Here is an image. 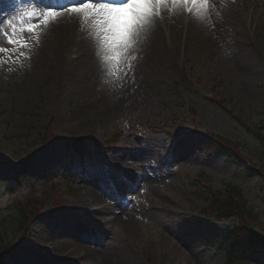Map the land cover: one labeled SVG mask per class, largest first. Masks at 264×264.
<instances>
[{
	"label": "rangeland",
	"instance_id": "obj_1",
	"mask_svg": "<svg viewBox=\"0 0 264 264\" xmlns=\"http://www.w3.org/2000/svg\"><path fill=\"white\" fill-rule=\"evenodd\" d=\"M30 2L13 0L12 6L0 8V33L8 29L13 38L23 39L25 23L15 21L13 35L7 20L18 17ZM257 7L241 18L242 23L239 19L238 31L225 25L214 44L203 50L187 44L175 68L158 66L155 78L152 63L147 77L136 75L134 82L131 75L128 82L119 76L95 80L94 61L88 62L89 71L80 64L83 52L77 33L58 36L52 22L26 20L36 23L31 39L40 40L31 60L0 54V236L3 243L18 245L8 264H41L35 255L49 264H222L221 236L232 221L203 214L207 203L204 192L200 196L192 186L196 180L222 193L226 184L240 186L243 201L253 211L247 221L264 233V174L231 152L206 154L208 136H217L239 143L244 154L264 166V147L235 117L252 125L264 122V10ZM177 13L178 22L188 17ZM196 16L190 14V24ZM192 30L190 37L198 34ZM251 36L256 44L250 43ZM165 46L177 47L169 39ZM0 47H8L3 35ZM47 60L51 63L42 75ZM105 99L113 105L107 106ZM48 126L57 140L45 144ZM74 138L102 145L96 169L85 176L75 172L61 142ZM110 142L115 144L106 152ZM19 160L27 176L15 185L9 163ZM126 177L140 185L131 194L130 215L124 220L114 215V226L108 225L109 215L85 206L94 199L95 209L108 210L113 198L107 188H124ZM224 192L228 194V188ZM31 194L40 202L29 201ZM20 205L49 215L44 220L29 215L21 230ZM25 259L29 262H22ZM244 262L264 264V255Z\"/></svg>",
	"mask_w": 264,
	"mask_h": 264
},
{
	"label": "bare ground",
	"instance_id": "obj_2",
	"mask_svg": "<svg viewBox=\"0 0 264 264\" xmlns=\"http://www.w3.org/2000/svg\"><path fill=\"white\" fill-rule=\"evenodd\" d=\"M108 2L118 3L119 0H108ZM244 4L249 5L246 6ZM166 6L167 5L165 4L163 7L166 8ZM254 6H258L257 8L260 7L264 10V0H209L208 11L198 13L197 9L193 8L194 15H205L207 16V21L211 22H206L207 26L203 28L198 26V20H194V22L190 24V19H188L191 18L190 16L178 22L177 19L180 17V15H178L179 13L177 12H182V7L180 8V5H177L175 13L167 11L164 12L163 10H161V15L156 18V27L151 35V38L145 42H138L137 44V51L135 54L141 56L142 59L138 61V67L136 68L135 76L138 75V77H147V71L149 70H146V68L152 63L153 69L156 68L155 73L153 72V77L155 78L157 77L158 66L163 67L164 65V68H175L174 61L180 54V50L182 47L185 48L187 44L194 43V45L198 46L197 49L200 48V50H203L206 46L214 44L215 37L217 35L221 37L222 31L224 30L222 28L225 27V25H227L229 29L231 28L232 31H238V21H240L243 16L250 15L252 13L250 11L254 8ZM240 22L242 23V20ZM173 25L178 26V28L174 26L172 28V31L170 30L171 33H169L166 28L168 26L172 27ZM55 26L56 32H59L58 36L67 37L69 36L70 32H75L79 35L81 40V49L83 52L82 54H80V56L83 58L80 64L82 67H84V71H89V69H87V67L89 66L88 62H96L95 51L92 43H90V40L86 38V35L83 32H81L78 18H74L71 15L65 14L58 21H56ZM190 28L194 29L192 31L197 30L198 32V34L194 32V35L191 33L192 38L190 37ZM249 38L250 43L255 41L256 44V40L252 36ZM167 39H169V41H172L173 45L177 46L175 50H171V47L166 48L165 44L167 42ZM193 39L194 42L191 41ZM50 63L51 60L43 62V65L41 67L42 75L48 71ZM92 72L96 75L95 80H97L99 77L102 78L101 75L97 72L96 66L93 67ZM144 77L139 78V82H141ZM83 82L87 86L90 84V81L86 77ZM140 85L145 84L141 83ZM69 86H71V82L67 84V88H69ZM106 100L107 99H105V104L107 105ZM117 105H120V103ZM96 202V200L91 199L88 202L89 205L85 207H90L91 212H110L103 207L98 210L97 208L95 209L93 205ZM79 248L86 249L87 247H83V245H81V247ZM83 257H81V259H84ZM28 259H30L29 261H31V259L34 260L32 257H29ZM28 259H25V261L22 262H29ZM184 261L187 262L185 258ZM34 262L35 264H39L36 260H34ZM41 262V264H46L44 260H41ZM69 264H73V261H71Z\"/></svg>",
	"mask_w": 264,
	"mask_h": 264
},
{
	"label": "snow or ice",
	"instance_id": "obj_3",
	"mask_svg": "<svg viewBox=\"0 0 264 264\" xmlns=\"http://www.w3.org/2000/svg\"><path fill=\"white\" fill-rule=\"evenodd\" d=\"M128 2L129 0H119L118 3H113L112 6L122 7ZM145 2L148 5L147 11L143 13L139 21L134 23L127 31L125 38L120 44L114 47L113 44L108 41L98 40L94 45L90 40L95 51L96 69L102 78L105 75L113 77L119 76L124 81H127L131 75L134 82L138 61L142 59L141 56L135 54L137 51V44L138 42H145L151 38L156 27V18L161 15L162 7L165 4H171L172 6L182 5L188 13H191L193 8H196L198 13L206 12L209 6V0H145ZM5 3L12 6L13 0H0V5ZM107 3L108 0H60L59 3H57L56 0H52V3L41 12L40 16L36 17V20L40 21L42 18V23L49 24L50 22L58 21L65 14L77 18V16L81 14L80 10L84 8L85 5H89L95 9L98 4ZM34 16H36L35 11L30 10L20 13L18 17L7 20L8 27L13 29V35H15V21L18 20L25 23L20 33L23 39L13 38L12 35H9L8 29H5L0 35H3L8 47H0V54L8 52L10 58L21 62L26 59L31 60L32 48L38 47L40 44L39 38L31 39L36 29V23H26V20H30ZM88 19L89 18L85 19V24L88 23ZM206 22L211 23L207 21V16L199 15L198 26L202 28L206 27ZM82 32L86 35L85 31ZM103 35L104 34L101 33V36ZM12 49H15V51H12ZM0 181L4 180L0 179Z\"/></svg>",
	"mask_w": 264,
	"mask_h": 264
},
{
	"label": "trees",
	"instance_id": "obj_4",
	"mask_svg": "<svg viewBox=\"0 0 264 264\" xmlns=\"http://www.w3.org/2000/svg\"><path fill=\"white\" fill-rule=\"evenodd\" d=\"M246 131L253 135L257 139V143L264 147V126L261 128L252 126L250 124H242ZM220 141V142H219ZM219 141H214L210 144V149L214 153H218L224 147L233 149V154L240 159L247 161L252 169H258L264 174V166L257 165L253 160V155L244 154L241 145L228 139L220 138ZM67 148H73L77 152H86L83 142H80L78 146L67 145ZM264 152V149H263ZM16 180L22 178L24 174L23 167H17ZM23 171H22V170ZM228 194L224 195L219 192L208 191L207 195L203 196V200L208 201V208L204 211L206 215L229 219L233 221L224 235V241L227 244V248L224 254V264H243L242 259L252 255L253 253L264 254V233L256 231L254 227L247 221V219L253 215V211L247 208L245 201H243V195L236 187L228 188ZM197 193L201 196L200 189ZM203 195V194H202ZM25 215L21 217V225L24 223ZM254 217V216H252ZM3 240L0 239V264H6L4 256L9 252L10 247L3 246Z\"/></svg>",
	"mask_w": 264,
	"mask_h": 264
},
{
	"label": "clouds",
	"instance_id": "obj_5",
	"mask_svg": "<svg viewBox=\"0 0 264 264\" xmlns=\"http://www.w3.org/2000/svg\"><path fill=\"white\" fill-rule=\"evenodd\" d=\"M112 4L113 2L98 4L95 9L85 5L77 16L80 30L86 32V38L94 45L98 40L108 41L114 47L120 44L127 31L139 21L148 8L145 0H129L122 7H113ZM86 18H89L87 24ZM101 33L104 35L101 36Z\"/></svg>",
	"mask_w": 264,
	"mask_h": 264
}]
</instances>
